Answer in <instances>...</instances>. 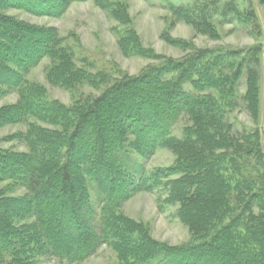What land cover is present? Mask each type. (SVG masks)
I'll list each match as a JSON object with an SVG mask.
<instances>
[{
    "label": "trees",
    "instance_id": "1",
    "mask_svg": "<svg viewBox=\"0 0 264 264\" xmlns=\"http://www.w3.org/2000/svg\"><path fill=\"white\" fill-rule=\"evenodd\" d=\"M87 1L0 0V87L20 92L17 104L0 108V127L25 125L26 133L17 137L25 138L30 148L24 154L0 150V184L9 182L8 192L26 190L18 198L0 194V264H33L41 253L77 263L104 245L115 250L122 264H264L259 136L235 138L224 118L246 60L259 62L256 50L231 65L227 61L235 53L214 50L196 51L182 60L164 58L137 77L116 81L93 101L65 107L47 100L43 86L25 74L48 58L54 63L48 73L51 84L75 87L88 75L74 68L72 52L56 29L4 12L61 18L73 3ZM96 2L120 24L131 26L121 5ZM212 8L222 17H253L233 0L219 7L213 2ZM129 36L120 37L124 51L128 43L139 51ZM253 66L247 67V99L256 104ZM212 90L221 94L220 100L200 95ZM184 115L194 121V129L179 141L171 134ZM161 148L177 154L178 162L148 172L144 160ZM216 184V197L207 198ZM158 190L166 194L164 207L180 205L178 217L193 233L191 242L177 247L159 243L122 215L133 195Z\"/></svg>",
    "mask_w": 264,
    "mask_h": 264
},
{
    "label": "rangeland",
    "instance_id": "2",
    "mask_svg": "<svg viewBox=\"0 0 264 264\" xmlns=\"http://www.w3.org/2000/svg\"><path fill=\"white\" fill-rule=\"evenodd\" d=\"M96 1L73 3L61 18L37 17L18 10L4 12L25 23L56 29L63 45L72 52L74 68L83 70L88 75L85 81L75 87L54 85L48 79L49 70L54 63L48 58L42 60L25 74V78L43 86L47 100L65 107L93 101L116 81L126 76L137 77L145 69L160 65L164 58L182 60L196 51L214 50L224 54L235 53L236 56L227 61V65H231L240 63L249 56V50L255 49L254 54L259 62L254 64L250 57L246 60L236 86L237 96L228 99L230 107L225 108L224 118L235 138L257 134L264 156V5L257 0H233L242 12L253 13L251 18L246 16L238 20L222 17L221 12H215L212 8L213 2L219 7L232 0H110L125 9L131 22V26L126 27L112 18ZM173 10H177V13ZM126 32L131 35L129 38L136 39L139 51H134L133 43L125 45L129 46V50L124 51L120 37L125 36ZM248 66L251 69L253 66L258 74L256 104L247 99ZM224 73L228 74L229 71ZM185 88L192 91L190 85ZM4 91L7 92L6 95L2 94ZM0 92V108L15 105L20 100L17 89L9 91L0 87ZM200 95L219 100L221 98V94L215 90ZM212 111L216 114V109ZM44 127L57 130L47 124ZM192 129L194 121L190 116L184 115L174 127L171 137L182 141L187 136V130ZM25 133V125L0 127V150L16 154L29 153L26 139L17 137ZM177 162V154L168 148H161L153 157L144 160L148 172L172 167ZM9 187V182L0 184L1 196L18 198L26 194V190L21 187L8 192ZM214 187L210 189L207 198L216 197L217 184ZM91 196L93 205L99 210L93 192ZM165 196L161 190L155 193L138 192L122 206L121 213L128 220L142 225L155 241L172 247L185 245L195 237L178 217L180 205L164 207L162 201ZM129 246L134 248V243L130 241ZM32 263L122 264L109 245H104L94 256L82 262L70 263L51 254L41 253L33 257Z\"/></svg>",
    "mask_w": 264,
    "mask_h": 264
}]
</instances>
